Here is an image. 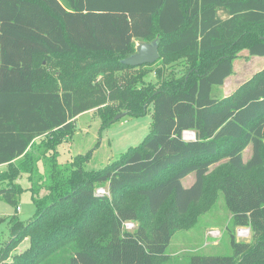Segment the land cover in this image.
I'll list each match as a JSON object with an SVG mask.
<instances>
[{
	"label": "trees",
	"instance_id": "16d2710c",
	"mask_svg": "<svg viewBox=\"0 0 264 264\" xmlns=\"http://www.w3.org/2000/svg\"><path fill=\"white\" fill-rule=\"evenodd\" d=\"M87 1L82 12L60 0H0V165L8 164L0 198L17 209L26 189L17 180L27 173L36 205L30 220L10 219L0 264H168L177 229L221 192L231 253L195 252L178 264H264V66L229 95H214L239 50L264 56V0ZM134 38H158L160 59L194 58L191 70L176 80L158 70L154 84L144 74L121 82L119 71L148 65L122 63ZM110 101L135 117L152 107L150 133L103 168L87 171L76 157L70 176L59 177L57 146L73 119ZM113 109L101 113L103 126ZM126 221L138 225L129 230ZM238 228L251 238H238ZM26 238L29 247L12 254Z\"/></svg>",
	"mask_w": 264,
	"mask_h": 264
},
{
	"label": "rangeland",
	"instance_id": "374dc122",
	"mask_svg": "<svg viewBox=\"0 0 264 264\" xmlns=\"http://www.w3.org/2000/svg\"><path fill=\"white\" fill-rule=\"evenodd\" d=\"M141 41L145 40L134 42V52H136L137 45ZM194 60V58H189L187 56L161 58L155 64H148L137 70H121L117 74H119L120 81L123 83H126L132 74H144L145 82L154 84L157 79L158 70H163L168 79L173 78L176 80V78L188 74L193 66ZM263 66L264 57L251 56L246 48L239 50L237 56L234 58L233 73L226 79L222 86L215 87L214 95L218 97L229 95ZM113 105H115V110L113 109V112H117V115H123L113 120L109 125L103 126L101 113L106 107H113ZM148 110L149 112L144 115L137 117L130 116L125 109L118 107L115 101H110L104 106H99V108L94 107L80 114L73 119L74 130L72 135L66 137L65 141L57 146V164L53 169L60 173L59 177L67 178L75 167L76 157L81 158L83 156L81 167L87 171L103 168L116 160L122 153L127 151L129 147L141 143L150 133L153 122L152 107H149ZM192 135H194L193 131L185 133L186 139H189ZM250 155L251 148L249 147L245 152V158L248 159ZM45 157L47 159L49 158L47 154ZM225 161H227V159L223 158L211 167L210 177L217 168L224 165L223 163H225ZM38 166L40 170L39 174L44 175L43 171L45 166L42 160H40ZM7 168L8 164L0 165V174ZM28 177L29 174L23 173L20 179L18 178L17 180L26 188L20 198L19 210L0 198V249L10 240V219L13 216L25 222L35 215L36 205L32 200L31 191L28 190L31 186V181L28 180ZM194 181L195 173L193 172L183 179V184L185 186H190ZM5 184H7L6 181H0V187H3ZM39 185L43 186L39 196H44L48 193L45 179H42V181L40 179ZM96 192L101 195L105 193L110 196L109 191L104 186H98ZM216 201L212 209L207 210V212L204 211L205 213L203 214H199L196 221L194 219V222L192 221L188 226L183 222L182 226L177 229L167 249V253L170 255L168 264L181 263L183 260L187 259L190 254L195 252L202 254L231 253L230 236L226 228L229 221V212L222 192L219 194ZM203 202L204 200L199 204ZM195 217L196 209H193L190 214L183 218L184 220H190ZM155 223V218L145 219V224L148 226H152ZM137 225V221H126L124 224L125 228L129 230L134 229ZM105 230L106 226L103 227V232ZM251 234L249 228H238L236 235L240 239H250ZM29 245L30 240L26 238L12 254L24 251Z\"/></svg>",
	"mask_w": 264,
	"mask_h": 264
},
{
	"label": "water",
	"instance_id": "95a60500",
	"mask_svg": "<svg viewBox=\"0 0 264 264\" xmlns=\"http://www.w3.org/2000/svg\"><path fill=\"white\" fill-rule=\"evenodd\" d=\"M160 59L159 40L158 38L152 41H141L137 45L136 52L130 54L122 60V63L131 66H140L145 64H153ZM123 114H118L115 119H118ZM114 119V120H115Z\"/></svg>",
	"mask_w": 264,
	"mask_h": 264
},
{
	"label": "crops",
	"instance_id": "0c3cea01",
	"mask_svg": "<svg viewBox=\"0 0 264 264\" xmlns=\"http://www.w3.org/2000/svg\"><path fill=\"white\" fill-rule=\"evenodd\" d=\"M60 2L61 3H63L65 6H68L69 4V7H70V9H72V10H75L74 9V7H76V6H79L80 7V9H81V11L82 12H87V7H88V5H89V2L87 1V0H60ZM67 10H69V8H67ZM138 40H143V39H141V38H134L133 39V42H138ZM260 57H264V56H260ZM263 68V67H262ZM226 81V80H225ZM251 148V154H252V146L251 145H249L246 149H245V151H244V153H243V155H244V159L245 160H247L246 158H245V152L247 151V149L248 148ZM251 156V155H250ZM250 158V157H249ZM248 158V159H249ZM3 165V164H2Z\"/></svg>",
	"mask_w": 264,
	"mask_h": 264
},
{
	"label": "built area",
	"instance_id": "2783aa9c",
	"mask_svg": "<svg viewBox=\"0 0 264 264\" xmlns=\"http://www.w3.org/2000/svg\"><path fill=\"white\" fill-rule=\"evenodd\" d=\"M188 131H186L185 133H187ZM185 133H184V137H185ZM194 133V132H193ZM194 136H195V134L194 135H192L191 137H189V139H193L194 138ZM186 138V137H185ZM18 210L20 209V207L18 206V208H17Z\"/></svg>",
	"mask_w": 264,
	"mask_h": 264
}]
</instances>
